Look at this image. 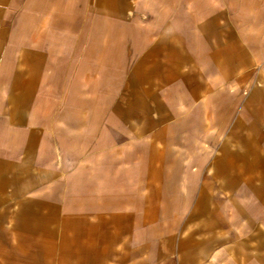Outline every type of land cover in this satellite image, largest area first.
<instances>
[{
    "label": "crops",
    "instance_id": "0c3cea01",
    "mask_svg": "<svg viewBox=\"0 0 264 264\" xmlns=\"http://www.w3.org/2000/svg\"><path fill=\"white\" fill-rule=\"evenodd\" d=\"M0 264H264V0H0Z\"/></svg>",
    "mask_w": 264,
    "mask_h": 264
}]
</instances>
